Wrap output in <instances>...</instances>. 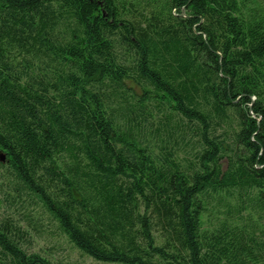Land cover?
I'll list each match as a JSON object with an SVG mask.
<instances>
[{"label":"trees","instance_id":"1","mask_svg":"<svg viewBox=\"0 0 264 264\" xmlns=\"http://www.w3.org/2000/svg\"><path fill=\"white\" fill-rule=\"evenodd\" d=\"M246 5L0 0V264H67L27 248L45 220L97 261L264 264V14Z\"/></svg>","mask_w":264,"mask_h":264},{"label":"rangeland","instance_id":"2","mask_svg":"<svg viewBox=\"0 0 264 264\" xmlns=\"http://www.w3.org/2000/svg\"><path fill=\"white\" fill-rule=\"evenodd\" d=\"M246 4L247 5L244 11L245 14H249L251 10L264 14V0H246ZM127 87L131 89L136 95L139 96L141 94L140 88L132 84L130 81H127ZM157 117L158 113L156 114V119ZM180 154L184 157L191 156V154L185 153L183 151ZM18 208L19 212L26 211L21 205H19ZM1 210L4 213L12 214L13 212V209L11 207L6 206L5 204H2ZM242 213L246 216L247 211H243ZM253 218L256 219L257 223H259L262 230H264V213H254ZM212 219V215H202L203 226L207 227L208 225H210ZM42 222L43 225L40 227L39 232H34L32 234L30 243L27 244V248L30 251L38 252L41 255H44L45 257L49 258L52 262L58 263L62 262L67 264H118L97 261L92 257L88 256L87 254L82 253L80 250L75 248L70 242H68L63 235H60L58 229L55 227L54 224L47 222V220Z\"/></svg>","mask_w":264,"mask_h":264},{"label":"water","instance_id":"3","mask_svg":"<svg viewBox=\"0 0 264 264\" xmlns=\"http://www.w3.org/2000/svg\"><path fill=\"white\" fill-rule=\"evenodd\" d=\"M6 160V155L4 154V152H2L1 150H0V161L1 162H4Z\"/></svg>","mask_w":264,"mask_h":264}]
</instances>
